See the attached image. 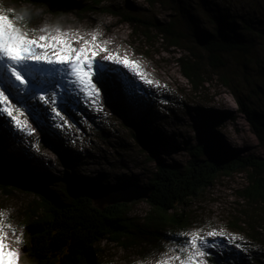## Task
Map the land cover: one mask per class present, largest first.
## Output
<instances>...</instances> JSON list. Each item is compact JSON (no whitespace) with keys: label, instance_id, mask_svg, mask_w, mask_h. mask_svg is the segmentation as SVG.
I'll return each instance as SVG.
<instances>
[{"label":"rangeland","instance_id":"374dc122","mask_svg":"<svg viewBox=\"0 0 264 264\" xmlns=\"http://www.w3.org/2000/svg\"><path fill=\"white\" fill-rule=\"evenodd\" d=\"M12 1L18 0H0V10L8 15L5 9L14 8L8 6ZM206 1L189 0L194 2L196 13ZM211 1L224 8L231 7L237 19L264 16V0ZM58 2L76 7L85 0ZM23 4L19 5L22 8L27 6L36 17L33 28H22L18 22L12 21L27 31L30 38L33 37V29L47 30L36 31L35 36L47 35L48 32L56 35L58 29L66 34L65 38L74 47L80 48L84 40L92 41L96 36L95 50L102 59L98 61L110 70L105 79L111 80L114 96L108 95L102 84H97L99 95L91 100L78 84L69 82L61 66L54 68L40 64L38 67L45 73H56L40 77V80L47 89L46 96L57 94L63 111L55 117L52 112L54 105L47 100L41 101V106L48 109L44 114L47 119H41L40 127H37L27 115L19 117L23 130H18L6 115L0 117L4 119L0 128V163L20 161L31 179L39 181L38 184L46 189L63 188L71 176L77 179L90 177L105 188L114 185V190L121 187L117 184L119 180L145 184L155 170L154 162L149 158L154 148H159L168 163L177 167L186 164L190 158L189 147L199 141L194 124L200 120V113L208 109L222 117L219 135L226 149L253 155L264 163V70L258 71L256 63L245 68L240 65L239 57L231 54L227 67L223 69L229 83L224 82L212 67L205 66L204 76L208 82L203 88L195 89L177 65L179 50H166L162 44L149 47V50L143 48L132 34V26L122 22V16L103 11L87 13L77 8L64 13L54 12L44 2ZM106 6L120 13L130 11L166 21L176 17L173 10L158 3L149 5L147 0H114ZM103 48L107 52L100 51ZM261 52L264 55V51ZM107 55L114 58L110 63L105 60ZM116 57L135 61L138 69L116 63ZM137 70L144 79L153 83H144V79L135 75ZM39 96L37 92L30 103L36 104ZM239 97L250 101L261 114L259 118L252 120L242 110ZM134 123L140 124L147 133H159L165 142L156 146L140 144L133 136L131 127ZM247 183L245 172L223 174L209 188L205 198L181 206V211L191 215L189 226L182 229L167 226L163 230L165 234L155 239L142 234L128 246L102 239L98 244L101 251L95 257L103 264H157L160 259L194 254L195 249L187 244L191 235L185 234L200 232L213 246L205 247L206 256L195 255L196 264H214L211 258L221 264H264V203L253 222L254 229H239L232 225L239 216L243 224L249 226V219L242 211L254 212L253 206L238 192ZM103 191L107 190L98 191L93 196L106 200L108 195H102ZM35 199L34 194L19 189H13L9 194L0 192L4 223L12 225L6 229L4 242L17 252V264H33L27 251L31 247V238L25 223H28V216L36 206ZM151 212L152 207L144 198L130 203L128 215L139 226L146 227L145 221ZM13 228L16 229L15 234ZM212 230L220 232L221 236L209 238L207 233ZM231 236L236 239H227ZM18 239L22 243H18ZM236 243H240L243 250L236 248ZM172 264H180V261L172 260Z\"/></svg>","mask_w":264,"mask_h":264},{"label":"trees","instance_id":"16d2710c","mask_svg":"<svg viewBox=\"0 0 264 264\" xmlns=\"http://www.w3.org/2000/svg\"><path fill=\"white\" fill-rule=\"evenodd\" d=\"M31 1H12L8 6L14 8L5 9L22 28H33L36 22L32 11L25 6ZM112 1L85 0L78 10L87 13L103 11L122 16V22L132 26V34L147 50L156 44H162L166 50H179L177 65L195 89L203 88L208 82L204 76L205 66L212 67L224 82L229 83L223 69L227 67L231 54L239 57L240 65L245 68L256 63L258 71L264 70V55L261 52L264 51V16L249 20L242 16V20L237 19L231 7L224 8L211 0L203 3L204 6L197 13L194 2L190 3L189 0H147L149 5L158 3L175 12L176 17L166 21L130 11L120 13L106 6ZM20 3H24L25 7L22 8ZM18 16H23V21L18 20ZM101 84L108 95L114 96L110 79H104ZM239 100L242 110L252 120L259 118L261 114L250 101L241 97ZM115 104L121 112L118 104ZM221 121L222 117L212 110L200 113V120L194 124L199 141L189 147L190 158L183 167L168 163L159 148H154L149 158L154 162L155 170L147 183L118 181L121 187L140 184L152 189L147 199L152 212L145 221L146 227L139 226L129 217L131 202L110 204L104 209L95 205L94 193L114 190V185L105 188L90 177L77 179L71 176L63 188L46 189L38 184L39 181L31 179L20 161L0 163V192L9 194L13 189H19L36 196V206L28 216V223H25L31 238V247L27 251L33 264H103L95 257L101 251L98 244L102 239L128 246L142 234L159 238L165 234L163 230L167 226L185 228L191 222V215L185 210L181 211V206L205 198L209 188L223 174H247L248 183L238 192L253 206L254 212L242 211L249 219V226L243 224L239 216L232 225L239 229H254L253 222L264 203V163L253 155H242L226 149L220 142ZM3 124L4 119L0 118V128ZM131 129L136 141L142 145L156 146L165 142L159 133H147L140 124L134 123ZM211 260L214 264H221L213 258Z\"/></svg>","mask_w":264,"mask_h":264},{"label":"snow or ice","instance_id":"6c2138e0","mask_svg":"<svg viewBox=\"0 0 264 264\" xmlns=\"http://www.w3.org/2000/svg\"><path fill=\"white\" fill-rule=\"evenodd\" d=\"M17 19L23 21V16H18ZM31 31L33 37L30 38L27 31H23L21 27L13 23L12 18L4 10H0V117L6 115L18 130H23L19 117L27 115L37 127H40L41 119H47L44 114L48 112V109L41 106V101L47 100L54 105L52 112L55 113V117H59L63 111L58 103L57 94L52 93L46 96L47 89L42 86L43 81L40 80V77L56 75V73H45L38 67L40 64L51 65L54 68L57 65L61 66L63 75L69 78V82L78 84L91 100L99 95L97 84H101L110 71L95 59L98 55L94 44L96 36L92 37V41L84 40L83 46L76 48L70 40L65 38L66 34L60 33L58 29L56 35L48 32L47 35L35 36L36 31H47L46 29ZM100 51L107 52V49L103 48ZM113 59L111 55L105 56V60ZM115 62L122 63L125 67L131 65L138 69L137 63L127 58L121 60L116 57ZM135 75L144 79L139 70ZM93 76L95 82H93ZM144 83L151 85L153 81L144 79ZM51 86L49 84V87ZM37 92L40 93L38 102L30 103L31 99L36 98ZM21 93L24 95L22 96ZM56 126L59 127V125ZM28 134L30 135L31 132ZM4 216L5 213L0 211V264H17V252L4 242L7 235L6 229L12 228L11 223H4ZM12 231L15 234L16 229L13 228ZM185 235H191L187 244L195 249V253L185 257L174 256L171 259H160L157 264H172V260H179L180 264H196L195 255L206 256L205 247L213 246L211 241L200 232ZM207 236L215 239L221 236V233L212 230L207 233ZM227 239L234 241L236 238L231 236ZM18 243L22 241L18 239ZM235 247L242 249L240 243H236ZM181 251L183 252L184 249L182 248Z\"/></svg>","mask_w":264,"mask_h":264},{"label":"water","instance_id":"95a60500","mask_svg":"<svg viewBox=\"0 0 264 264\" xmlns=\"http://www.w3.org/2000/svg\"><path fill=\"white\" fill-rule=\"evenodd\" d=\"M33 2H44L46 3L53 11H62L69 12L73 9L82 8L81 5H77L76 7L73 5H66L62 2H58V0H32ZM152 189L148 187H143L140 184H127L125 186L119 187L115 190H107L101 192L102 195H108L106 200H95V205L101 209H104L107 205L116 204V203H124V202H133L140 199H148L151 195Z\"/></svg>","mask_w":264,"mask_h":264},{"label":"bare ground","instance_id":"6f19581e","mask_svg":"<svg viewBox=\"0 0 264 264\" xmlns=\"http://www.w3.org/2000/svg\"><path fill=\"white\" fill-rule=\"evenodd\" d=\"M97 60H102L100 57L97 56ZM108 63H110V60L107 61ZM48 68V67H47ZM50 68V67H49ZM59 69V68H58Z\"/></svg>","mask_w":264,"mask_h":264}]
</instances>
